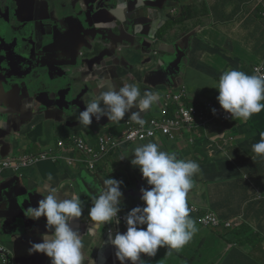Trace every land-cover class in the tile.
I'll return each mask as SVG.
<instances>
[{
    "label": "crops",
    "instance_id": "obj_1",
    "mask_svg": "<svg viewBox=\"0 0 264 264\" xmlns=\"http://www.w3.org/2000/svg\"><path fill=\"white\" fill-rule=\"evenodd\" d=\"M172 1L178 2L176 4H178L179 10L178 8L177 10L176 8L168 10V13L159 21L162 33L166 35L176 33L179 36L189 30L195 33L199 30L201 44L195 37L189 55V66L185 73H182V77L175 81L170 93H178L187 89L190 106H202L208 101L219 105L216 99L219 93L216 89H212V84L219 81L221 74L224 71L235 69L252 75L254 67L258 66L264 58V19L259 12L261 9L259 4H264V0ZM20 4H24L26 7L28 18L19 19L20 23H25V25L19 24L16 30L25 35L18 42L31 62V66L35 69L36 77H42L44 84H47L50 90L40 96L41 108L38 103L32 101L33 98L38 99V95L34 91L26 96L27 102L33 105L17 107L24 114L15 113L14 119H7L4 126L0 125L4 132V135L0 133V138L12 137L14 133L11 129L13 120H26L25 117L29 111L37 110L36 116L39 118L52 113V110L47 113L43 110L53 108L50 102L53 91L56 92V97L62 96L61 100L64 98L67 104H75L67 110L65 103H62L63 113L57 109V114L55 113L52 117L44 120L47 124L33 147L28 145L32 137L31 132L27 138L25 143L27 145L22 149L23 154H39L49 149L58 154V160L56 162L42 160L19 169V171L25 172L26 177L17 184L18 191H26L25 195L19 198L21 202H24L25 211L29 207L37 206V201L41 199V192L45 196L49 194L44 190L45 188H55L58 200L70 198L73 193L78 194L83 204V214L80 218L73 220L70 226L81 234L84 244V264H119L115 257L114 247L107 243L108 232L112 230L113 236L116 231L126 232V223L120 221L119 224H116L113 221L110 224H100L95 227L93 235H88L89 228L94 225L89 216V209L93 206L94 198L102 190V182L106 178L123 182L120 189L123 192L120 214L126 216L133 208L144 206L140 190L144 184L148 187L151 186L142 177L139 167L133 166L130 161L135 158L132 152L136 147L153 142L158 144L162 151L174 152L178 159L192 160L199 164L201 171L193 177L194 187L187 197L188 206L191 209L190 216L195 220L198 231L184 247L172 250L167 256V247L159 248L154 257L141 254L144 264H195L196 261H201L203 249L214 242L213 240L203 245L204 237L208 235V228L215 227L203 224L200 219L211 212L230 217L226 221L238 218V220H242V223L249 224L256 231L263 232L264 235V155H257L252 150L253 144L260 140V133L264 132V111L254 114L247 122L238 119L229 123L217 121L196 130L178 131L173 139L161 135L144 142L124 144L110 150L102 160L96 163V167L93 169L87 164L88 157L75 147L70 146L69 137L80 136L90 141L93 144L92 150L98 153L100 145H97V140L100 134L113 133L119 136L127 122H134L130 119L131 113L138 110L131 109L119 122L109 121L107 117H102L99 122L93 118L89 127L80 124L78 121L79 112L83 111L87 103L100 93L92 92L94 83L91 85L76 84L70 88L66 85L65 78L61 77V73L57 74L56 69H50L48 62L35 55V45L32 44V38L35 39L36 32L41 27L42 33L37 44L42 54H45L46 51L51 52L57 27L62 28L65 33L80 31L81 34V26L77 22L76 1L0 0L2 19L8 12H13V6L19 8ZM57 6H59L58 15L54 19L51 13ZM183 7H197L202 13L206 10L207 17L203 20V15L196 13L193 21L166 31L171 11L176 14L179 12L178 16H180ZM203 22L204 25L200 26ZM16 30L12 31V34H18ZM40 38H42L41 41ZM11 39H14L13 36H10L6 31L4 41ZM74 44L75 42L70 43L67 51ZM61 53L54 57H59ZM65 53L67 56L65 61L74 58V55ZM53 61L54 58H52V63ZM160 114L161 108L156 106L151 111L144 110L141 113V118H157L161 116ZM65 118L67 121H71L72 125L79 123L78 126L75 129H65L63 122ZM27 120L31 123V130L36 128H33L34 124L31 122L35 120L34 118ZM53 134L58 135V142L65 141L67 148L61 151L58 142L56 143V137L47 140V136ZM84 135L88 138H85ZM89 136H95V138L89 139ZM189 137H191V142L188 141ZM10 155L0 154V157ZM75 156V160L68 161L69 158L72 159ZM41 164L45 166H41ZM9 170L17 172L11 168ZM91 179L98 184L99 188L90 189ZM0 182L3 181L0 180ZM260 193L261 198H259ZM31 200L34 205H30ZM222 221L225 220L222 219ZM142 227L146 228V225ZM216 229L221 231L222 228L217 227ZM45 232V218L41 217L29 228L27 240L14 245L13 242L16 240L14 239L12 245H6L5 249L8 254L12 255L13 261L16 263L24 259H31V264H51L50 258L46 255L42 253L30 255L28 252L31 243L41 242V236ZM221 247L222 259L225 262L229 257L232 244L221 242ZM213 258L214 256L210 255L207 264H214ZM252 258L259 264L264 263L259 254ZM127 264H131V262L129 261Z\"/></svg>",
    "mask_w": 264,
    "mask_h": 264
},
{
    "label": "clouds",
    "instance_id": "obj_2",
    "mask_svg": "<svg viewBox=\"0 0 264 264\" xmlns=\"http://www.w3.org/2000/svg\"><path fill=\"white\" fill-rule=\"evenodd\" d=\"M212 89L218 91L216 99L220 108L231 119L247 122L254 114L264 111V74L249 75L235 69L227 70L221 74L217 83L212 84ZM157 100L158 96L151 91H145L142 95L137 85L124 84L118 90L110 89L100 93L87 103L84 110L79 112L78 121L88 127L93 118L97 122L102 117L119 122L136 107L138 111L132 112L130 119L143 126L145 121L141 113ZM212 113L216 114L215 108ZM198 128L201 126L192 130ZM252 150L257 155H264V132L260 133V140L253 144ZM14 154L26 155L17 151L11 155ZM132 154L135 158L130 161L131 164L139 167L142 177L151 187L140 190L144 206L133 208L124 217L126 232L116 231L114 236L112 230L108 232L107 243L114 247L119 264H127L129 261L131 264H144L141 254L154 257L161 247H167V256L172 250L184 247L198 231L195 220L190 216L187 197L194 187L193 177L201 171L199 164L192 160L178 159L174 152L162 151L153 142L136 147ZM102 183L103 188L89 209L94 225L89 228L88 235H93L95 227L100 224L113 221L120 223L123 197L120 189L123 182L106 178ZM44 190L49 194L45 196L41 192L37 206L26 210L28 218L38 221L43 217L46 222V232L42 234L41 242L31 243L29 254L42 253L50 258L51 264H84L81 234L70 226L73 220L83 214L80 196L73 193L70 198L58 200L55 188ZM145 225L146 228L142 227ZM0 245L7 252L6 244L0 242ZM8 258V261H3L0 257L3 264L32 263L31 259L16 263L10 254Z\"/></svg>",
    "mask_w": 264,
    "mask_h": 264
},
{
    "label": "water",
    "instance_id": "obj_3",
    "mask_svg": "<svg viewBox=\"0 0 264 264\" xmlns=\"http://www.w3.org/2000/svg\"><path fill=\"white\" fill-rule=\"evenodd\" d=\"M74 1L78 11L77 22L81 26L77 45H71L67 51L74 55V58L65 61L67 56L62 52L59 57H53L52 63L57 70L63 72L62 76L65 77L68 86L71 88L76 84L94 83L93 87L91 86L92 92L102 93L110 89L118 90L124 84H135L140 88L142 95L145 91H151L158 96L157 102L147 111L162 106L175 81L182 77V73H185L189 66V55L197 35L195 32L179 36L176 33L172 35L162 33L159 21L168 10L177 8L178 4L172 0ZM17 26L14 22L6 21V30L16 42L24 37V34L16 30ZM15 30L18 34H12ZM2 69L0 61V71ZM11 74L9 73V77ZM0 86V98L3 102L0 108V125L4 126V116L10 119L12 114L10 110L18 86L11 90V103L7 102L3 85ZM47 90H50L48 86L39 88L40 95ZM55 94V91L51 94L50 102L53 108L48 110L61 109L62 102ZM71 106L75 104H67V110ZM132 109L138 110L136 107ZM63 122L65 129H75L79 124L72 125L67 118ZM23 175L0 182L1 230L4 234L10 235L12 241L16 239L14 245L29 238L28 230L36 222L27 217L24 202L19 199L26 192L18 191L17 184ZM93 187L99 188L91 179L90 189ZM142 188L150 187L144 184ZM30 205H34L32 200ZM25 260L30 259L23 261Z\"/></svg>",
    "mask_w": 264,
    "mask_h": 264
},
{
    "label": "built area",
    "instance_id": "obj_4",
    "mask_svg": "<svg viewBox=\"0 0 264 264\" xmlns=\"http://www.w3.org/2000/svg\"><path fill=\"white\" fill-rule=\"evenodd\" d=\"M257 73H264V59L261 68L255 70ZM185 98L184 92L180 91L178 93H170L166 96L164 104L161 106V116L151 117L150 119H143L145 121L144 125L141 126L135 122H127L124 130L119 136L113 133L106 135H100L97 140V145H100V152H95L92 150L93 144L90 141L85 140L80 136H70L69 144L75 147L79 152L85 154L87 159V164L95 169L96 163L103 159L110 150L121 147L127 143L133 142H144L148 139H154L157 136H168L170 138H175V132L182 129H194L197 126H201L202 123L206 124L209 121L215 120H225L229 118L230 115L222 113L219 109H216V114L213 115L212 109L210 111V116L205 113H198L196 108H186L183 106L182 101ZM170 113V116L176 120V124L168 122L164 115ZM58 147L62 149L67 148L65 141L60 140L58 142ZM58 154L53 153L52 150H44L39 154H26L19 155L16 154L0 157V177L5 169H13L14 171L19 170L22 167H28L33 165L38 161H51L56 162L58 160ZM75 160V157L68 159V161ZM119 215V214H118ZM120 221H124V217L119 215ZM206 223H213L216 221L215 217L210 215L203 219ZM0 257L3 261H8V254L4 251L3 246L0 245Z\"/></svg>",
    "mask_w": 264,
    "mask_h": 264
},
{
    "label": "flooded vegetation",
    "instance_id": "obj_5",
    "mask_svg": "<svg viewBox=\"0 0 264 264\" xmlns=\"http://www.w3.org/2000/svg\"><path fill=\"white\" fill-rule=\"evenodd\" d=\"M58 8L54 7L52 10V17L55 19L57 18L58 15ZM172 12V11H171ZM28 11L24 4H20L19 8L16 6H13V12H8L4 19H2V14L0 12V61L2 62L3 69L0 71V84L3 85L5 94L7 96V102L11 103L12 97H11V90L14 86H18L15 89L14 92V104L13 107L11 108V115L10 118L14 119L15 113H21L17 107L19 106H29L31 107L33 104L28 103L27 99H25L26 96L30 95L31 92H35L38 95V99L33 98V102L38 103L39 107H42V102L39 100L40 99V94L41 92L39 91V88L43 86H48L47 84H44L42 77H36V71L35 69L31 66V62L28 60L26 57V54L22 51V47H20V43L16 42L14 39H11L9 41H4V35L6 33V21H11L14 22L15 25L21 24L19 19L24 20L28 18L27 15ZM25 25V23H22ZM21 24V25H22ZM8 33V32H7ZM42 33V27L39 28V30L36 32L35 35V55L39 56L43 61H46L50 64V69H56L57 74L61 73V77L63 72L60 70H57V68L52 65V58L63 52H67L68 46L70 43L75 42L77 45L78 42V37L80 34V31H70L65 33L64 30L60 27H57L55 29V36H54V44L51 47V52L46 51L45 54L40 53L37 41ZM25 35V34H24ZM17 46L16 50L14 48ZM11 69V71H7L8 69ZM9 73H12L9 77ZM65 78V77H63ZM66 82V80H65ZM67 83V82H66ZM68 85V84H66ZM67 86H65L66 88ZM68 88V87H67ZM1 90V86H0ZM2 93V92H1ZM4 96V93H2ZM62 96H59V99L62 103H65L67 105L66 100L63 98L61 100ZM58 102V101H57ZM3 105L2 99L0 98V108ZM49 105V103H47ZM61 109L59 111H63L62 105L60 106ZM50 110H43V112L47 113ZM52 113H49L48 116H43V117H37L36 113L38 111L36 110L35 112H28L26 115L25 119H30L34 118L35 120H32L31 122L34 124L33 128H42L44 130L47 122L44 121L48 117H52L55 113L57 114L56 110H52ZM57 116V115H56ZM61 118V117H60ZM7 116H4V122H6ZM40 120V121H38ZM23 124V120H13V123L11 125L12 131H17L20 130Z\"/></svg>",
    "mask_w": 264,
    "mask_h": 264
},
{
    "label": "trees",
    "instance_id": "obj_6",
    "mask_svg": "<svg viewBox=\"0 0 264 264\" xmlns=\"http://www.w3.org/2000/svg\"><path fill=\"white\" fill-rule=\"evenodd\" d=\"M259 5L261 6V9L259 11L260 15L264 19V4H259ZM180 13L181 15L178 16L179 12L177 14L176 12H171V15L168 16L169 24L166 27V31L173 30L175 27L178 26H184L186 23L193 21L192 19H194L196 13L202 14L203 20L207 17L206 10L204 11V13H202L201 10L198 9L197 7H183L182 12ZM203 25L204 22L200 26ZM191 32L193 31L190 30L186 31V33H191ZM196 33H197L196 35L197 41L201 44L200 31L198 30ZM262 64H263V60L258 66L254 67L253 74H264V73H257L255 71L257 68H261ZM182 91L184 92L185 95V98L182 101L184 107L196 108L198 113H205L208 116H210V111L212 108L219 109L222 113L228 115L220 108V105L216 104L213 101H208L204 103L202 106H190L188 104L189 92L187 91V89H184ZM164 116L168 122H172L173 124H176V120L170 116L169 112ZM234 120L236 119L235 118L231 119V117L226 118L225 120L213 119L206 124L202 123L201 127L212 125L217 121H223L225 123H229L230 121L233 122ZM184 130H192V129L186 128ZM177 132L178 131L175 132V135L177 134ZM190 138L191 137H189L188 140L189 142H191ZM259 198H261V193L259 194ZM210 215L214 216L216 221L213 223L204 222L203 219H205L207 216ZM221 218L225 221H222ZM228 219H230V217L222 216L214 212L208 213L205 216H203L202 219H200V221L203 224L212 225L213 227H215V228H208V235L204 237L203 245L213 240L214 242L210 246L204 248V251L201 254L203 258L206 255L214 256L213 258L215 260L213 262L214 264H259V262L254 260V258L252 257H255L258 254L261 255V251L258 249V246L264 244L263 232L261 233L260 231H256L249 224L242 223V220H238V218H233V221H226ZM217 227L222 228L221 231L216 229ZM221 242H224L225 244L228 243L232 244L229 257L226 259L225 262L222 259ZM261 261H263V259H261Z\"/></svg>",
    "mask_w": 264,
    "mask_h": 264
},
{
    "label": "rangeland",
    "instance_id": "obj_7",
    "mask_svg": "<svg viewBox=\"0 0 264 264\" xmlns=\"http://www.w3.org/2000/svg\"><path fill=\"white\" fill-rule=\"evenodd\" d=\"M181 8V7H180ZM177 10V8H176ZM179 10V8H178ZM32 44L35 45V39L32 38ZM17 46L14 48V50H16ZM85 80V79H84ZM31 132V139L29 140L28 144L30 147H33L35 145V142L37 141L38 137L42 134L43 129L42 128H34L31 130V123L28 120H23V124L20 130L15 131L13 133L12 137L9 136H4L3 138H0V154L1 155H10L12 154L14 151L19 152V154H22V149L27 145L25 144L27 141V138H29V134ZM0 133L4 135V132L2 131V128L0 126ZM101 133V132H100ZM99 133V134H100ZM104 133V132H102ZM108 133V132H105ZM104 133V134H105ZM97 134V135H99ZM102 135V134H100ZM96 136V135H95ZM95 136H89V139H94ZM52 137H56V143L58 142V135H49L47 136V140L52 139ZM85 138H88L86 135H84ZM164 137H168V136H164ZM41 166H45L44 164H41ZM20 174H24L21 177L22 179H25V172L21 171H17V172H12L9 169H5L0 177L1 181L7 180V179H11L16 177H20ZM23 202V201H22ZM2 227V222L0 221V242L5 243L6 245H12V237L10 235H6L2 232L1 230ZM258 249L261 251V256L264 262V244L259 245ZM204 251V249H203ZM228 256V252L226 254ZM207 259H209V255H206L201 261H196L195 264H207ZM215 260L212 259V262H214ZM0 264H2V261L0 259Z\"/></svg>",
    "mask_w": 264,
    "mask_h": 264
}]
</instances>
